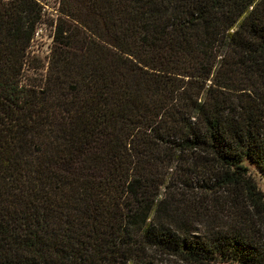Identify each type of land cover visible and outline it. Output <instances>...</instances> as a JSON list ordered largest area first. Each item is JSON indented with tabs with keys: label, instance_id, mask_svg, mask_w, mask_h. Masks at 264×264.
I'll list each match as a JSON object with an SVG mask.
<instances>
[{
	"label": "trees",
	"instance_id": "trees-1",
	"mask_svg": "<svg viewBox=\"0 0 264 264\" xmlns=\"http://www.w3.org/2000/svg\"><path fill=\"white\" fill-rule=\"evenodd\" d=\"M59 3L39 71L0 0V264H264V0Z\"/></svg>",
	"mask_w": 264,
	"mask_h": 264
},
{
	"label": "rangeland",
	"instance_id": "rangeland-1",
	"mask_svg": "<svg viewBox=\"0 0 264 264\" xmlns=\"http://www.w3.org/2000/svg\"><path fill=\"white\" fill-rule=\"evenodd\" d=\"M43 6V17L37 25L36 33L32 39V52H31V64L40 66L39 71L47 64L49 54L54 46L53 36L55 33L56 19L60 15L59 1L60 0H37ZM30 69V74H36L39 71ZM245 164L248 166L249 173L253 174L259 180L260 186L264 188V175L259 171L257 164L246 159ZM161 264H184L181 260H177L176 257H171L169 263L160 262ZM214 264H239L237 261H217Z\"/></svg>",
	"mask_w": 264,
	"mask_h": 264
}]
</instances>
